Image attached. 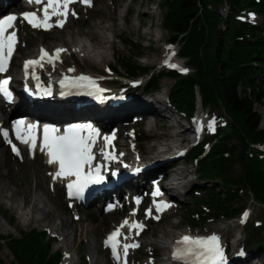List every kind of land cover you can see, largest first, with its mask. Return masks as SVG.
I'll use <instances>...</instances> for the list:
<instances>
[{"label": "trees", "instance_id": "16d2710c", "mask_svg": "<svg viewBox=\"0 0 264 264\" xmlns=\"http://www.w3.org/2000/svg\"><path fill=\"white\" fill-rule=\"evenodd\" d=\"M222 5L226 7L224 17L218 9ZM159 6L162 27L170 35L168 41L190 71L184 75L151 74L138 64L141 47L125 38L121 41L133 49L132 55L121 61L126 75H148L143 87L147 94L158 90L160 78L172 80L167 102L187 118L194 114L198 98L202 108L221 106L231 118V124L207 140L208 150L199 145L187 156L197 183L217 185L194 199V210L183 211L188 228L195 230L204 211L231 220L244 209V205H238L233 186L243 187L251 201L264 207V154L255 148L264 144V126L254 109L255 105H264V0H161ZM232 137L238 140V148L229 146ZM237 163L242 174L232 178L229 173ZM192 193L196 196L198 190ZM5 214L0 209V217ZM7 222L13 225L15 218ZM244 231L245 248L251 253L262 251L264 264L262 227L249 224ZM19 235L0 236L14 258L12 264L60 263L61 254L52 253L53 240L47 239L46 233L32 229ZM0 264H4L2 260Z\"/></svg>", "mask_w": 264, "mask_h": 264}, {"label": "rangeland", "instance_id": "374dc122", "mask_svg": "<svg viewBox=\"0 0 264 264\" xmlns=\"http://www.w3.org/2000/svg\"><path fill=\"white\" fill-rule=\"evenodd\" d=\"M158 2L160 3L161 0H153L151 6L154 9L152 15L146 20L145 26L147 27L151 22H153V24L157 26L155 31L156 35L160 38L159 43H156L155 40L148 41L146 38L140 37L139 35L144 29H141L138 33H130L126 30H123L121 36L115 39V53L111 56V51H108V64L103 66H95L91 63L84 62L81 57L72 54L68 55L61 63L57 65L58 72L68 71L70 68H72L75 69V71H73V74L83 73L92 76L98 73L102 74L103 77L101 78L106 79L103 80L105 81L104 87H106V89H108L109 86L110 90H119V88H123V90H129V88L140 86V89L134 91V100L137 102H140V100H147L149 97H161L162 104L159 103L160 108L158 109V111H160V109H163L165 112H159L160 114L155 112V114H158L160 117L159 124H157L153 116L150 115L143 118L142 122H140L139 124H135L134 121L136 120L133 118L135 117L137 119L140 114L138 112L131 111L130 114L128 113L127 118L121 124L117 123L107 126L108 129L112 126L117 127L119 130L117 142L124 143L127 141L129 143V148L133 151V154L137 155L138 157H143L141 155V152L144 147L150 144H155L157 142H166L167 139L165 140L163 139V137L167 136V132H169L172 127L174 128L176 124V118L179 119L180 123H182V126H185L182 116L177 115V112L173 110L167 102L166 97L169 93L170 87L173 84L172 80L166 77L160 78L158 90L147 94L143 92L142 89L144 84H146V82L148 81L149 76L144 74L137 76L135 80H131L127 77L121 65V61L126 60L133 53L132 47L126 46L121 41V39L125 38L141 47L140 50L143 53L142 56L137 60L138 64L140 66L148 68V71L151 74H158V72H160L158 71L160 68V63L166 57H170L171 55H174L176 53L175 48L167 44L168 39H170V35L162 27V9L160 8V6L158 7V9H155ZM126 7H128L126 6V3H123L121 9L122 13L127 15L128 17L132 14L131 16L133 17L134 9L132 8L133 12L130 11L129 13H126ZM218 9H220V15L224 17L226 10L225 5L220 6ZM74 11L76 13L78 22L81 24V26L84 25L85 28V26L89 24L88 22L91 21V19L98 13L97 0H92V5L88 8L77 5L75 6ZM71 12L72 11H70V13ZM82 22L84 23L82 24ZM257 23H261L260 18H258ZM69 25L70 27H72L70 29L76 30L77 25L74 22H69ZM47 33L49 32H39L33 29H28L27 27L18 24L17 34L20 38V44L18 50L12 58V65L14 67H20L21 69L26 60L35 58L38 50H40L44 46L43 42L45 40L43 42H40V40L45 38ZM39 45L40 47L39 49H37ZM157 47H160V49L156 50ZM30 48L34 50L33 53H31V51L29 50ZM147 56L154 57L155 62L153 65L144 63L145 57ZM184 68L185 70L187 69V67L185 66ZM111 70L115 74L112 73ZM48 71L50 70L44 67L40 70V73L46 74ZM14 78L16 79L15 76ZM129 82L131 83L130 86L128 85ZM254 109L261 115V127H263L264 105H255ZM88 113L89 112H86L85 117H92L96 119L101 126L104 125L103 123L105 122L103 120L100 121L99 118H96ZM202 118L205 119L203 123L201 122L202 126H208L209 122H214V130H209L208 128L204 132L202 137H200L203 138V142L199 145L209 140L211 133L215 132V134H217L218 132L226 128L227 125L231 124V118L229 114L221 106L207 108L204 111ZM41 119L43 120V118ZM46 119L59 124L72 118ZM145 120L152 126V132L147 131L144 125ZM138 131H140V136L142 134L144 135L146 141H143L141 139L135 140L133 138L134 134H137ZM183 137L186 138V141L183 142L184 144L181 145V148L184 149L186 147L192 146L193 141L187 140V138H189V135L183 134ZM117 142L116 146H114V149L116 150L118 147ZM229 146L238 148V140L232 137V139L229 140ZM262 149L264 150V146L262 147ZM176 150L178 149H173L171 151L165 152V154L162 155V158L173 155ZM0 158L4 162V164L9 166L8 168H10V171L14 175V180L12 179L13 184L10 181H6V184L10 190H15L17 186H15L14 184L22 183V181L18 178L16 172L20 170L23 164L21 160L11 155L10 151L2 140L0 141ZM177 162H179L178 165H176ZM177 162L174 165L183 168L185 170L186 177L180 180V184L177 183L178 186L176 184V193H171L174 196L175 194L177 196V199H173L170 201L171 209L166 213V215H164L163 218H161V221L156 222L154 219H147L144 210L140 211L138 209L123 208L122 210L117 209L110 213H103L99 210V208H97V206H93L85 210L73 208L63 199L59 184L51 183L50 172L47 170V167L45 166L42 158H40V156H36L34 159L26 158L24 164L27 165V170L30 173L27 185L32 188L33 196L42 198L46 202L47 207L51 210V216L49 220L55 224H59L62 222L63 226L61 232L63 234H67L69 240V248L64 250L65 247H60L61 243L59 242L58 236L51 235L47 230L41 229L35 223H31L27 227H23L20 224L17 215L1 200L0 209L5 210L6 214L4 217H0V236L13 235L16 238H19L20 232L26 233L32 229L37 230L39 232L46 233L47 239L53 240L52 253L58 252L61 254L62 258L60 264H62L64 261H67V263L65 264H84L82 258L85 261V264H92V258L95 259L96 264H111L107 253L101 246V238L103 237L105 232L112 228V226L116 224L119 225L123 218H127L129 220L134 217H139L142 224L146 226L141 237L137 239L135 231H132L131 233H129V231H126L127 233H125V236L134 238L132 241L140 245L137 250H133V252L131 253L129 264H162L161 260L164 259L169 252L168 250H165V252H163L160 249L156 248L155 245H153V243L157 239L159 240V237L161 235L159 233V230L161 227H164L166 230L173 233V240L178 236L179 233H191L206 236L215 234L220 238L222 245L226 246V255H229V257H231L235 253L236 262L234 264H263L262 251L250 253L245 248L247 237L244 229L249 224L253 227H262L263 232L261 233L260 238L262 237L264 245V207L255 204V202H252L250 200V197L246 195V191L243 189V187L233 186L234 190L237 191L236 194L239 200L238 205H244V211L245 213H247V217L244 219L243 223L241 222V220L244 217V214L236 215L232 217L233 219L227 220L222 215L206 213L204 211V213L202 214L203 219L197 221V229H189L186 221L182 217L183 211L194 210V199H199L202 194L206 193L205 191L212 188H217V185L211 182H204L202 184L197 183L195 179L194 167L191 161L188 160L184 155L178 157ZM3 173L7 174L8 170H4ZM240 174H242L241 165L240 163H237L233 165L229 175L232 178H237L238 176H240ZM214 183L219 184L217 181H215ZM36 184L40 185V187H36ZM21 187H23V184H21ZM195 189L198 190L196 196H194L192 193ZM144 209L147 210V207H145ZM12 216L15 218V223L13 225L7 222L8 219ZM105 221H110V224H103V222ZM168 222H170V224L174 226L169 227ZM233 241H236L235 244H233ZM242 249L244 251V254ZM152 252L157 255V259L155 261L149 257ZM237 252H239V258H237ZM240 253H242L243 256H241ZM0 260H2L4 264L14 263V258L12 257L6 245L3 244V242H0ZM163 264H166V262H164Z\"/></svg>", "mask_w": 264, "mask_h": 264}, {"label": "bare ground", "instance_id": "6f19581e", "mask_svg": "<svg viewBox=\"0 0 264 264\" xmlns=\"http://www.w3.org/2000/svg\"><path fill=\"white\" fill-rule=\"evenodd\" d=\"M132 8L134 9L133 17L127 16L122 13V4L130 2V0H97L98 3V13L94 16L91 21H89L88 25L81 26L78 22L77 18L70 17L65 26L62 29H55L54 31H50L46 34L45 38L41 39L40 42H43V49L46 50L49 54L53 53L57 48H65L67 51L61 53L60 59L53 64H48L47 62H42L43 67L37 66L35 68V72L38 68H48L50 71L46 73L48 78H52L55 75H60L59 77H64L66 74H71L73 72L69 71H57L58 64L61 63L68 55H76L82 58L84 62L91 63L95 66H103L108 64L109 54L108 51H111V56L115 53V39L119 38L123 32L126 30L130 33L135 32L138 33L141 29H144L142 33L139 35L142 38H146L148 41L155 40L156 43H159L160 38L156 35L157 26L153 24V22L149 23L148 26H145L146 20L152 15L153 7L151 6L153 0H131ZM159 2L156 5L155 9H158ZM35 5L30 7V10H33ZM14 7L8 0H0V13L11 11ZM70 10V6H69ZM126 13L132 11V9L128 10L126 8ZM73 18V21H72ZM152 20V19H151ZM69 22H74L76 26L75 29H70ZM84 22H82L83 24ZM47 44V45H45ZM52 44V45H50ZM41 45V44H40ZM40 45L37 47L39 49ZM160 49L157 47L156 50ZM31 53L34 52L32 48L29 49ZM162 50V49H161ZM165 51V50H163ZM40 50H38L35 58H31L30 60L37 59L39 57ZM33 57V56H29ZM175 54L170 57H166L167 64H175L178 65V62L174 59ZM155 62L154 57L147 56L145 57L144 63L153 65ZM9 71L15 77V92L18 95L19 100L21 101V94L17 93V88L20 83L25 79H29L26 75V71L24 66L14 67L12 63L9 65ZM33 69L29 68L27 70V74L32 72ZM64 73V74H62ZM39 79L45 80V78L41 77ZM47 79V78H46ZM96 85L99 88L104 89L103 82L99 78H94ZM105 90V89H104ZM112 96L117 95L119 93L118 90H113ZM101 99L97 106L93 109L91 108L88 111V114L93 115L96 118H99L100 121H104V125L102 128L104 131H108V127L110 124L122 123L126 118L128 113L138 112L140 115H143L145 112H165L163 109L158 111L159 103L162 104V99L159 96L149 97L147 100H140V102L133 101L132 103L126 105L125 108H115L112 106V102L105 96V91L100 93ZM61 102H50V100H44L42 104H36L32 107L28 106L24 110H19L18 108L14 111H11L10 114H7L5 117H15V115L27 117L34 116L35 118H43V122H51L46 118H57V119H66L72 118L74 120L65 121L64 124L68 123H77L89 118H85V112H77L72 108H67L63 104H59ZM93 111V112H91ZM83 115V116H82ZM165 116V115H163ZM78 117V118H77ZM80 117V118H79ZM6 118H4L3 114L0 115V128L5 125ZM15 118H18L15 117ZM92 118V117H91ZM97 121L96 119L92 118ZM202 118L197 116L195 123L198 127H201ZM98 122V121H97ZM144 122V121H143ZM99 123V122H98ZM177 126L172 127L169 132H167V136H164L166 142L160 143L157 142L155 144H150L142 149L140 157L142 163H147L150 165H159L164 162L162 155L167 151H171L173 149L179 148L180 144L186 141V138L183 137L184 133H178L177 130H180L182 127V123L180 121L176 122ZM147 131L152 132V126L146 122L144 123ZM186 128L184 129V131ZM111 136V135H109ZM190 138H187L189 140ZM164 140V141H165ZM104 144V142H103ZM117 150L114 151L116 155H120V157H125L126 159H137L133 154V151L129 148V143L126 141L124 143L117 142ZM113 151V150H111ZM125 155V156H124ZM29 154H27V158ZM177 158V157H174ZM173 159V158H171ZM26 158H22V166L16 174L18 178L22 181V183L14 184L17 186L15 190H10L6 184V181H10L12 184V179L14 180V175L10 171L9 166L4 164V162L0 158V200L5 203V205L10 208L19 219L20 224L23 227H27L31 223H35L41 229L47 230L51 235L58 236L59 242L61 243L60 247H65L64 250L69 248V240L67 234H63L62 231V222L59 224H55L49 220L51 216V210L47 207L44 199L35 197L32 195V188L27 185L29 179V171L27 170V165L24 164ZM177 162V159L167 161L164 166H171ZM180 162V161H179ZM176 165H178V163ZM174 165L173 168L165 174L168 180L173 182L174 184H180V180L186 177L185 170L179 166ZM8 170L7 174H4V170ZM22 170V171H21ZM52 177V175H51ZM19 181V180H18ZM59 182V181H57ZM23 184V187H21ZM177 184V186H178ZM167 185V184H166ZM36 187H40V185L36 184ZM170 190L175 188H171ZM172 198L177 199V196L172 194ZM47 199V198H46ZM132 219H129V221ZM169 227L174 225L168 222ZM103 224H110V221H105ZM135 231V230H134ZM161 234L159 240L157 239L153 245L161 251L165 252V250H169V245L173 243V233L171 231L166 230L164 227H161L159 230ZM236 241H233L235 244ZM68 253V252H67ZM236 259L235 253L230 257L228 261H234ZM245 260V259H244ZM241 261V260H240ZM168 262L167 264H172L173 262L169 261L167 258L162 259L161 263ZM67 263L64 261L62 264ZM92 264H96L95 259H91Z\"/></svg>", "mask_w": 264, "mask_h": 264}, {"label": "snow or ice", "instance_id": "6c2138e0", "mask_svg": "<svg viewBox=\"0 0 264 264\" xmlns=\"http://www.w3.org/2000/svg\"><path fill=\"white\" fill-rule=\"evenodd\" d=\"M82 3L86 6H91V0H28L29 4L39 5V14L37 11L25 12L22 14L23 21L27 22L28 25L33 29H42L44 31H49L53 27L63 28L67 22V17L69 14L76 15L75 12L69 13V6L73 3ZM56 18L53 22V18ZM17 17L10 15L0 19V73L6 71L8 63L15 51L17 41V35L15 31V22ZM11 30V31H10ZM67 51L65 48H57L53 53L49 54L46 50L41 48L40 55L37 59L27 60L24 63V68L27 75V70L29 68L33 69L32 77L33 79H39L35 74V68L37 66L43 67L42 62H47L48 64H53L60 59L61 53ZM170 67L176 68L177 65L170 64ZM186 71L185 69H181ZM69 72L75 71V69L70 68ZM9 80H0V95L6 100L12 99V94L9 91ZM59 85L61 89H80L88 88L91 89L84 94L94 95L96 99H101L100 93L105 90L99 88L96 85L95 80L91 77L80 75L76 77L64 76L59 80ZM45 95H51V89H44ZM61 95L70 94L68 91H62ZM80 94V93H77ZM213 123L209 122V130L213 129ZM37 127L35 124H29L24 127V122L21 120L15 121L13 123L12 131L15 134L16 140L20 143L29 146L31 151L36 147V137L34 135V129ZM86 131L88 134L83 135L82 132ZM57 130L54 128H49L45 126L43 129V140L40 145L41 151H46L48 156L47 163L52 165H58L55 173H52V179L55 181L58 178H68L73 177L67 183L66 187L68 190V196L75 198H82L84 191L91 184H100L104 180V176L101 174V165L93 164L95 156L93 154V147L97 143V137L100 136L98 130L88 126L83 128L80 125H74L70 128L64 130L63 134L57 135ZM0 138L4 142L11 146V151L17 156L20 155L19 149L15 144L9 139V131L0 128ZM113 136H104L103 142L104 147L101 149V153L105 161H116L118 158L113 151H107L112 147ZM120 155H123L122 153ZM127 167V165H125ZM139 171V169H136ZM115 176L116 172H112ZM161 195L159 188H156L152 192V196L158 197ZM139 203V200H137ZM154 207L157 213L163 212L168 207L169 204L155 199L153 201ZM146 216H152V210L146 211ZM247 217V213H244V217L241 222ZM155 219H159V216H155ZM127 226L129 233L135 230V234L139 235L144 229V225L138 222H129L125 220L121 227ZM121 236L120 229H116L112 232L105 240V246L110 248L112 258L121 264L122 256L127 257L130 248L139 247L136 243L124 244L122 246L123 253L118 250L119 237ZM126 239L128 237H125ZM242 254V253H241ZM172 259L182 262V264H226L225 252L220 243V238L213 234L206 238L203 237H190L183 236L179 241H177L176 246L172 252ZM126 264V261H125Z\"/></svg>", "mask_w": 264, "mask_h": 264}]
</instances>
